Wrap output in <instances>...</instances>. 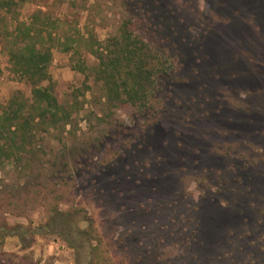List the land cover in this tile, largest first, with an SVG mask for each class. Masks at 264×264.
Instances as JSON below:
<instances>
[{"label":"rangeland","instance_id":"1","mask_svg":"<svg viewBox=\"0 0 264 264\" xmlns=\"http://www.w3.org/2000/svg\"><path fill=\"white\" fill-rule=\"evenodd\" d=\"M13 1L0 113L35 120L0 162V264H75L42 228L57 210L89 230L92 264H264V0ZM125 20L167 69L142 107L100 70ZM16 23L50 51L58 120L11 67Z\"/></svg>","mask_w":264,"mask_h":264},{"label":"trees","instance_id":"2","mask_svg":"<svg viewBox=\"0 0 264 264\" xmlns=\"http://www.w3.org/2000/svg\"><path fill=\"white\" fill-rule=\"evenodd\" d=\"M11 3L16 4L13 0H0V6L6 10H9ZM19 24L16 23V27L11 31L13 38L19 40L11 41L12 45L9 48L11 67L13 71L31 84L33 100L39 104H45L38 114L39 119H42L43 122L49 120L50 116L55 119L54 116L59 111L58 102L50 93L51 90L48 86L42 84V81L48 77L47 66L51 58L50 51L36 47L31 42L32 29L26 27L24 33ZM120 31L121 34L117 37V39L119 38L118 50L114 51L112 56H105L108 58L107 61L103 60V56L99 57L103 65L100 70L106 84V95L109 98H119L123 95V102H128L136 107L146 106L155 87V75L167 71L164 59L161 60L162 55L157 49H151L143 39L132 36L129 21L125 20L122 23ZM34 120L35 117L21 118L8 111L0 113V162L13 160V157L20 160L22 157L20 150L28 137L25 132L27 129L31 130L29 125ZM55 120L51 119V121ZM9 139L11 141H8ZM12 146L18 147L16 153L12 150ZM75 220H78L76 213L57 210L48 218L42 228L49 233H56L74 249L75 264H92L90 254L93 247L90 232L85 227H79ZM20 229L23 234L25 232L33 234L40 228L25 229L21 227ZM17 233L18 231L12 234ZM18 236L20 237V234Z\"/></svg>","mask_w":264,"mask_h":264}]
</instances>
